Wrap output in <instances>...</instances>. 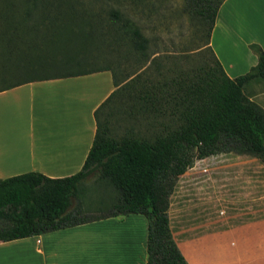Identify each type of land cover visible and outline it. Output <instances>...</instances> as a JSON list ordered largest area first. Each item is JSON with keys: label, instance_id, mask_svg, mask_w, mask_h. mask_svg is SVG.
<instances>
[{"label": "trees", "instance_id": "16d2710c", "mask_svg": "<svg viewBox=\"0 0 264 264\" xmlns=\"http://www.w3.org/2000/svg\"><path fill=\"white\" fill-rule=\"evenodd\" d=\"M183 1L207 26L196 30L207 35L222 0ZM118 3L132 10L126 0H0V53L12 57L15 74L0 92L101 71L110 73L114 88L93 112L94 135L78 172L0 179V241L138 214L146 221L145 264H186L168 228V198L195 160L234 153L264 163V110L244 90L253 80L264 81V51L250 44L256 64L234 78H162L147 64L154 53L148 40L135 27L124 29L113 6ZM93 39L109 41L116 57L125 52L139 61L138 72L119 80L108 65L84 69ZM112 111L151 132L129 129L111 137L106 118ZM92 178L111 185L117 196L109 213L88 218L81 216L80 202Z\"/></svg>", "mask_w": 264, "mask_h": 264}, {"label": "crops", "instance_id": "0c3cea01", "mask_svg": "<svg viewBox=\"0 0 264 264\" xmlns=\"http://www.w3.org/2000/svg\"><path fill=\"white\" fill-rule=\"evenodd\" d=\"M168 1L126 0L145 17L158 14L153 24L164 26L157 33L166 48L147 61L160 77L234 78L256 64L250 44L264 51V0H222L207 35L196 30L207 26L180 0L187 29L172 38L159 13L173 14ZM113 90L110 73L101 71L0 92V179L78 172L93 139V112ZM244 90L264 110V81ZM180 176L182 192L176 181L167 219L186 264H264V163L218 153L195 160ZM145 242L146 221L130 214L0 241V264H145Z\"/></svg>", "mask_w": 264, "mask_h": 264}, {"label": "rangeland", "instance_id": "374dc122", "mask_svg": "<svg viewBox=\"0 0 264 264\" xmlns=\"http://www.w3.org/2000/svg\"><path fill=\"white\" fill-rule=\"evenodd\" d=\"M168 3L171 8H173V14L172 12H165V8H162L159 13L162 14V17L166 15V23L168 24L167 29L170 30L169 36L172 38L177 36L179 32H186V17L179 11L181 6L180 0H169ZM113 6L121 12V18L123 20L122 25L125 30L130 29V27H135L142 36L148 40L149 51L163 50L166 48L157 33L164 26L156 28L157 25L155 26V24H153L158 22V14H151L152 17H145L136 11L133 12L129 7L126 5L124 6V4L120 5L118 3V6ZM173 23L176 25L172 27L171 25ZM122 44L125 46V41ZM114 50L115 47L110 45L109 41L100 43L96 39H93L85 50L84 55L86 56V61L83 68L90 69L108 65L116 72L119 80H123L126 74L131 75L138 72L139 61H135L132 56L127 55L125 52H122V54L116 57ZM139 60H141V58H139ZM14 75L12 57H4L0 53V88L15 82ZM141 77H144V73ZM106 120L109 128V135L113 138H118L129 129H131L133 133L137 132L143 135L151 132L150 130L144 129V123L140 125L136 123L132 124L133 122L131 123L128 121L123 114H116L114 111L109 113V117L106 118ZM182 180L181 176L177 178V182L180 181L179 192H182ZM116 196V192L111 185L100 182L95 178L89 179L85 185L84 196L81 197V216L92 218L106 215L110 212L111 205Z\"/></svg>", "mask_w": 264, "mask_h": 264}]
</instances>
